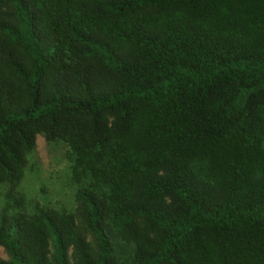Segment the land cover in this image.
I'll return each mask as SVG.
<instances>
[{"label":"trees","instance_id":"obj_1","mask_svg":"<svg viewBox=\"0 0 264 264\" xmlns=\"http://www.w3.org/2000/svg\"><path fill=\"white\" fill-rule=\"evenodd\" d=\"M37 136L69 148L70 211L20 193ZM0 247L264 264V0H0Z\"/></svg>","mask_w":264,"mask_h":264},{"label":"rangeland","instance_id":"obj_2","mask_svg":"<svg viewBox=\"0 0 264 264\" xmlns=\"http://www.w3.org/2000/svg\"><path fill=\"white\" fill-rule=\"evenodd\" d=\"M69 155L67 146L48 144L37 136L35 150L20 185V193L29 205L37 202L54 209L70 211L73 208L75 190L70 179ZM0 257L6 258L1 247Z\"/></svg>","mask_w":264,"mask_h":264}]
</instances>
